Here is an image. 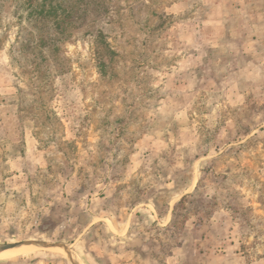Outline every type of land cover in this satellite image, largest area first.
I'll use <instances>...</instances> for the list:
<instances>
[{
	"label": "rangeland",
	"instance_id": "rangeland-1",
	"mask_svg": "<svg viewBox=\"0 0 264 264\" xmlns=\"http://www.w3.org/2000/svg\"><path fill=\"white\" fill-rule=\"evenodd\" d=\"M30 242L0 264L264 257V0H0V245Z\"/></svg>",
	"mask_w": 264,
	"mask_h": 264
},
{
	"label": "bare ground",
	"instance_id": "bare-ground-1",
	"mask_svg": "<svg viewBox=\"0 0 264 264\" xmlns=\"http://www.w3.org/2000/svg\"><path fill=\"white\" fill-rule=\"evenodd\" d=\"M40 248H44L41 244H34V243H21L15 244L11 246H3L0 245V260L13 258L21 254H25L27 252H31Z\"/></svg>",
	"mask_w": 264,
	"mask_h": 264
},
{
	"label": "crops",
	"instance_id": "crops-1",
	"mask_svg": "<svg viewBox=\"0 0 264 264\" xmlns=\"http://www.w3.org/2000/svg\"><path fill=\"white\" fill-rule=\"evenodd\" d=\"M249 15H250L251 17H257V15H260V14H259V13H254V12H250ZM90 218H91V217H90ZM91 220H92V219H88L87 222H88L89 224H91V223H92ZM108 221H110V219H109ZM110 226H113V225H112V222H110ZM109 228H110V227H109ZM115 233H118V232H115ZM118 235H119V233H118ZM123 235H124L125 238L129 239L128 237L131 235V233H129V232L127 231V232H124ZM125 235H126V236H125ZM127 235H128V236H127ZM127 241H128V240H127ZM238 264H244V263L240 262V263H238ZM254 264H264V257H262V259H260L259 261L255 262Z\"/></svg>",
	"mask_w": 264,
	"mask_h": 264
},
{
	"label": "trees",
	"instance_id": "trees-1",
	"mask_svg": "<svg viewBox=\"0 0 264 264\" xmlns=\"http://www.w3.org/2000/svg\"><path fill=\"white\" fill-rule=\"evenodd\" d=\"M29 5H31V3H30ZM41 8H42V9H45V11H46V10L50 11L51 6H49V4H47V3L44 1V4L41 5ZM36 9H37V8H36Z\"/></svg>",
	"mask_w": 264,
	"mask_h": 264
},
{
	"label": "water",
	"instance_id": "water-1",
	"mask_svg": "<svg viewBox=\"0 0 264 264\" xmlns=\"http://www.w3.org/2000/svg\"><path fill=\"white\" fill-rule=\"evenodd\" d=\"M10 245H12V244H10ZM5 246H7V247H8L9 245H5Z\"/></svg>",
	"mask_w": 264,
	"mask_h": 264
}]
</instances>
